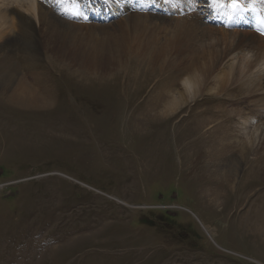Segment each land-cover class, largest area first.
Listing matches in <instances>:
<instances>
[{"label":"rangeland","instance_id":"obj_1","mask_svg":"<svg viewBox=\"0 0 264 264\" xmlns=\"http://www.w3.org/2000/svg\"><path fill=\"white\" fill-rule=\"evenodd\" d=\"M54 2L44 5L52 10ZM54 13L76 22L83 39L71 41L78 46L56 45L54 52L41 33L21 29L18 36L16 25L14 45L0 50V184L11 183L0 189V264H156L166 254L161 264H264V139L258 144L264 92L249 89L245 76L244 84L224 87L214 77L229 70L238 46L222 51L199 92L167 110V99L193 73L186 67L190 41L177 38L153 65L151 56L127 55V30L142 41L150 39L142 31L148 30L161 46L173 35L175 17L128 14L100 23L123 29L107 37ZM186 18L201 24L196 15ZM212 28H197L193 46L224 41L219 45L227 48L233 34L223 40ZM106 48L116 61L101 64ZM8 71L16 79L3 86ZM20 81L34 91L19 94ZM251 117L257 121L247 123ZM233 161L240 163L236 173ZM68 176L125 206L76 188ZM73 191L80 203H70ZM150 219L155 229L142 223Z\"/></svg>","mask_w":264,"mask_h":264},{"label":"bare ground","instance_id":"obj_2","mask_svg":"<svg viewBox=\"0 0 264 264\" xmlns=\"http://www.w3.org/2000/svg\"><path fill=\"white\" fill-rule=\"evenodd\" d=\"M181 2L182 1L180 0V3ZM11 5L18 6L19 8L11 7ZM176 6L178 7V5H176ZM52 10L50 8H46L45 5L43 3H41L39 0H0V50H3L4 48H6L8 46H13L14 45L13 44V42H14L13 41V39H14L13 36L15 35L14 29H15L16 25H17V28H18V30H17L18 31V36H19V31L21 29H23V30L24 29H26V30L29 29V30H32V31H36L37 33H41L42 39L44 38V43L43 44H48L49 47L51 46V44H52V48L54 46L56 48L58 45L59 46H62V47L71 46L72 48L78 46V45L74 44V41H71V39H74V37L76 38V36H77L76 39H80V38L83 37V34L81 36L80 35L81 33H78L76 29H73L74 26H75L74 23H76V22L70 23V22H67L64 19L60 18V17H59L60 18L59 19L58 16ZM132 15L133 14L131 13L130 16H132ZM135 15H136V17H135ZM135 15L132 16V18L133 17L134 18H138L139 16L137 17V15H141V17H146L147 14H143V13L137 14V13H135ZM126 18H128V17H126ZM125 19H121V20L119 19V20L122 21V20H125ZM119 20H117V21H119ZM143 20H145V19H143ZM174 20L176 21V26L174 25L175 28H174V31H173V35L170 38L168 44L162 43L161 46H158L157 45V44H159L158 43L159 36L156 37V35L154 36L152 33H148V30H142L143 33H144V35L146 33L147 34H150V35H148V36H150L149 37L150 39L149 40H146L145 39L146 41H142L141 39H139V36H138L139 34L137 35L135 31H133L131 29H128L127 30V32H128V38L129 39H132V40H130V43H132V44H130V46L132 48L129 47V48L126 49L127 50V55H129V54H131V55L132 54H139L141 56L140 58H143V57L146 58V56H151L149 62L151 64H153V65H156L155 61L161 59V57L165 59V54H166L167 49H169V48L171 49L172 47H170V45L172 46V44H173V46H175V42H176L177 38L179 39L180 37L181 38L183 37V39H180V41L179 40L178 41H179V43L182 41L186 45H188L189 44V41H190V45H188V47L185 48L187 51H190L191 52V55L189 54L190 57L188 59V62L189 63L186 65V67L188 66L187 68H189V71H187L188 73L190 71L193 72V73H192V75H190L191 73L190 74L186 73V74H188V76L184 77V79L182 80V84H183L182 87L180 89H178L177 93L175 92L176 94L174 93L175 95L173 94V96L171 97V99H169V101L167 99V103L170 102L169 105H168V107H167V110H174L175 108L178 107V105L181 102H183L184 100L187 99V96H190V95L195 94L196 91H198L201 88V85H202L203 81L206 79V77H208L209 73L215 71L216 66H218L217 60L218 59L219 60H222L223 59V53H222V51L225 52L226 50H229L228 52H230L231 50H233L232 49L233 46H238V47L235 49V51L233 53L231 51L230 57L231 56L232 57H235L236 60L234 61V63L232 62L233 63L232 65H230V63H229V70L227 72H224L223 74H219L217 72L216 73V76H214V77H216L218 79L217 82L219 84V87H224L226 85V83L229 82V81H231V80H237L238 79L241 83H243V76H245L246 78H248V80H250V81H248V83H245L246 86L248 85L249 89L252 88L251 85H253V86L256 85L258 87V89H259L258 92H260V91L261 92L262 91L264 92V37L263 36H261V35L255 33V32H253V31H249V30H226V29H223V28L214 27L215 30H221L219 32H222V34H221L220 37L223 40H227L229 38L227 36L230 35V34H233V39H231V37H230V44L227 45V48H222L219 45L220 42H224V41H219L217 43H211L210 41H208L206 44H204V45H202L200 47H196L197 45L194 47L193 46V43L195 41L193 39V37H194L193 32L195 30H197V28H203V30H204V29H206V28L209 27L210 30H211V28L213 26L212 27H210L209 25L202 26L201 24L197 23L198 21L195 23V22H193V20H191L189 18H186V16L179 17V18H176ZM117 21H116V23H117ZM141 22H142V25L147 26L144 21H141ZM116 23H114V24H116ZM78 24L77 25L80 26V27H84V28H88V29L90 28L94 32L95 31L100 32V33H102V35H105L107 37H113L114 35L120 37L121 36V33L123 31V29L122 30L120 29V31H119V28L120 27L115 28V29L113 28L114 29L113 31L109 30V28H108V30L103 29L105 26H109V25L102 26L101 24H93V23H85V24L78 23ZM127 24H128V22H127ZM85 25H87V26H85ZM119 26H121V25H119ZM39 27H40L41 32H38V28ZM203 30H201V31H203ZM205 31H207V30H205ZM147 34H146V36H147ZM91 35H92V33H91ZM242 35H245V36L248 35V36H250L249 41H251L252 43L249 44L250 42L247 41V40L245 41L246 42L245 44L242 43V42H244L243 40L245 38V37L243 38ZM36 36H37V34H36ZM105 36H104V38H105ZM104 38H103V40H104ZM16 39H17V37H16ZM76 39H74V40H76ZM94 39H95V37H94ZM160 39H161V37H160ZM37 41H40V40L37 38ZM80 41H78V42H80ZM214 41H216V40H214ZM58 42H60V43H58ZM95 42H96V40H95ZM122 42H123V40H122ZM103 44L106 45L105 43H103ZM96 46H97V44H96ZM125 47H126V44H125ZM94 48H95V46H94ZM178 48L176 50H178ZM181 48H179V49H181ZM202 48H203V50H202ZM89 49H90V46H89ZM97 49H100V46H97ZM53 50H55V49L53 48ZM92 51H93V49H92ZM104 51H105L104 52L105 54L103 56H101V59H100L101 60V64L104 63V62L107 63V61H109V63H113V62L116 61L115 58H112V57H115L116 56V53L113 52V49L110 48L109 51H108L107 48H106V50H104ZM242 51H245V52H242ZM54 52H56V50ZM65 52H62V53H65ZM95 53H96V55L97 54H100L101 55L102 52L100 53L99 51H95ZM64 55H67V54H64ZM105 55H106L107 59L105 58ZM72 57H73V55H72ZM194 58H196L197 60L193 61ZM32 60H34V59H32ZM76 61H78V60H76ZM79 61H81V60H79ZM83 61H85V60H83ZM66 62H67V60H66ZM96 65L99 66L98 64H96ZM186 67H185V69H186ZM95 69H100V68H95ZM183 69H184V67H182L180 71H182V72L185 71ZM7 75H8L7 77H8L9 80L5 81L3 86H7V84L10 81H13V78L15 76V72H12L11 71V73H10L8 71ZM178 77H180V76H178ZM14 79H16V78H14ZM23 79L26 80V81L28 80V84H29L30 80L33 81V77L31 79H29L28 77H26V78L23 77ZM31 86L34 87L33 85H31ZM34 88H37V87H34ZM25 91L30 92V91H34V90L31 89L30 87L26 86V83L24 81H20L19 82L18 89H17V92L19 94H21V93L23 94V92L25 93ZM165 91H167V90H165ZM251 92L252 91H249V93H251ZM260 95L261 94H259V96ZM263 96H264V94H263ZM254 112H256V110ZM243 119H245V118H243ZM247 123H249V122H247ZM255 128H256V126H255ZM260 128L262 129V131L260 130L261 131V133L259 135L260 136V141H259L258 144H261V141L263 142V139H264V123L260 126ZM257 131H258V129H257ZM258 146H261V145H258ZM241 147H242V145H241ZM260 148H262V147H260ZM241 154L244 155L243 151L240 152V155ZM242 155L240 156L241 157L240 160L243 158ZM257 155H259V154H257ZM238 159H239V156H238ZM233 162H232V164H234V165L231 166V167H232L233 172L236 173L235 171L237 169V163H239V161H236V163L235 162L233 163ZM237 172H238V169H237Z\"/></svg>","mask_w":264,"mask_h":264},{"label":"snow or ice","instance_id":"obj_3","mask_svg":"<svg viewBox=\"0 0 264 264\" xmlns=\"http://www.w3.org/2000/svg\"><path fill=\"white\" fill-rule=\"evenodd\" d=\"M261 3H264V0H260ZM213 5L224 8L225 10H230L227 12L229 18L233 16L240 15L249 11V8L245 6V0H224L223 3H217V0H213ZM252 11H256L255 5H252ZM260 24L264 25V16L260 18ZM260 34L264 35V30H260Z\"/></svg>","mask_w":264,"mask_h":264}]
</instances>
